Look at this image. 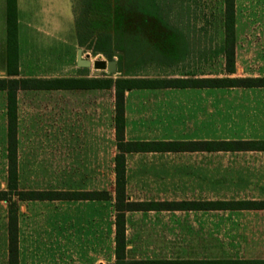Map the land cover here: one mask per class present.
Listing matches in <instances>:
<instances>
[{
	"label": "rangeland",
	"instance_id": "rangeland-1",
	"mask_svg": "<svg viewBox=\"0 0 264 264\" xmlns=\"http://www.w3.org/2000/svg\"><path fill=\"white\" fill-rule=\"evenodd\" d=\"M74 4L83 30V54L93 62L101 58L118 63V71L110 73L92 62L93 72L85 70L92 77L264 76V0H235L234 74L226 73L222 53L224 0H74ZM95 27L111 29L112 56L94 51ZM141 51L145 52L139 55ZM6 76L7 70L0 71V77ZM113 89L104 92L103 145L88 114L76 121L72 135L63 130V121L59 124L47 113L21 124L19 118L20 189L114 193L117 150L109 116ZM137 89L141 88L127 95L133 121L129 138L264 137V87ZM6 98V91L0 90V189L7 185ZM35 106L49 109L48 101ZM136 113L140 128L135 125ZM143 160L160 164L147 169L146 183L130 192L171 199L264 196V151L139 152L128 156L130 169ZM114 202V198L19 201L20 264H116ZM7 212L8 202L0 201V264L8 261ZM126 219L130 259L264 258L262 211H134L126 213Z\"/></svg>",
	"mask_w": 264,
	"mask_h": 264
},
{
	"label": "trees",
	"instance_id": "trees-1",
	"mask_svg": "<svg viewBox=\"0 0 264 264\" xmlns=\"http://www.w3.org/2000/svg\"><path fill=\"white\" fill-rule=\"evenodd\" d=\"M235 0H224V43L222 53L227 74L236 72V20ZM8 20V76L0 77V90L7 93V158L8 175L5 189H0V200L8 202L7 264H20L19 248V204L21 200H115V255L116 264H264L263 258H216V259H130L127 256L126 213L149 210H200V209H264L263 200H215V201H132L127 194V153L146 151H241L264 150V139H216L199 141L181 140H126L125 97L126 91L135 88H187V87H264V76L260 77H171L145 79L110 75L106 77H81L68 79L18 78L17 75V25L16 0H7ZM78 17V28L83 40V30ZM97 28V27H95ZM96 30L94 51L112 56L113 33L109 27ZM93 35V34H92ZM93 37V36H92ZM128 43V42H127ZM130 42L127 47L131 49ZM105 88L115 91L114 125L117 153L114 157V193L103 190H22L19 187L18 169V116L17 92L19 89L53 88Z\"/></svg>",
	"mask_w": 264,
	"mask_h": 264
},
{
	"label": "crops",
	"instance_id": "crops-1",
	"mask_svg": "<svg viewBox=\"0 0 264 264\" xmlns=\"http://www.w3.org/2000/svg\"><path fill=\"white\" fill-rule=\"evenodd\" d=\"M16 25H17V77L18 78H39V79H68V78H93L90 74H85V70L93 72L92 67H81L77 64V52L82 47V37L78 28V14L75 9L74 0H16ZM96 35V34H95ZM143 38V37H142ZM145 38V37H144ZM146 51V50H145ZM144 51V52H145ZM144 52H139L142 55ZM8 70V20H7V0H0V71ZM8 72V71H7ZM99 78L97 75L95 76ZM147 88H141L142 90ZM105 88H53V89H19L17 92V116L20 124L23 119L38 120L41 115L48 114L54 121L62 124L66 134H73L77 129V120L83 121L87 114L93 116L92 130L97 129L102 136L101 144H104L105 127ZM43 91L62 92L63 95L43 96V95H20V92ZM134 89L126 91L125 97V117L126 140L151 141L148 138H129V131L133 127V121L129 117V102L127 95ZM113 105L110 112V123L112 125L113 137L116 140L114 125L115 115V91L113 89ZM48 101L49 109L46 111L42 107ZM35 106V107H34ZM6 120H7V98H6ZM20 115V117H19ZM136 128H140L139 113L134 114ZM89 117V116H88ZM8 135V120L6 121ZM19 123V122H18ZM96 126V128H94ZM57 128V127H56ZM96 130V131H97ZM230 139V138H227ZM231 139H264L263 138H231ZM19 126H18V169H19ZM159 140V139H154ZM165 141H199L216 140L211 137L204 138H182V139H161ZM7 143V139H6ZM117 150V146L115 143ZM202 152H214V150H196ZM241 151H264V150H241ZM147 152V151H146ZM151 152V151H150ZM153 152V151H152ZM171 152V151H167ZM179 152V151H178ZM187 152V151H183ZM193 152V151H191ZM117 153V152H116ZM127 153V194L132 201H215V200H263L262 197L253 198H164L148 197L140 195L138 192L129 191V188H136V185L146 183L148 177L147 169H154L160 162L157 161H137L130 169ZM116 155V154H115ZM6 159L7 145H6ZM169 164V163H163ZM185 167H188L186 165ZM154 172V171H153ZM8 175V171H7ZM6 188V186H5ZM1 188V189H5ZM4 201V200H0ZM262 211L264 209H200V210H173V211ZM156 211V210H149ZM172 211V210H161ZM134 212V211H128ZM8 215V212H7ZM8 234V233H7ZM264 259V258H263Z\"/></svg>",
	"mask_w": 264,
	"mask_h": 264
},
{
	"label": "water",
	"instance_id": "water-1",
	"mask_svg": "<svg viewBox=\"0 0 264 264\" xmlns=\"http://www.w3.org/2000/svg\"><path fill=\"white\" fill-rule=\"evenodd\" d=\"M92 60L89 54L86 56L83 54L82 49L80 48L77 52V64L81 67H90L92 66ZM93 65L97 69L107 70L110 73H116L118 71V63L116 59L104 60L98 59L93 62Z\"/></svg>",
	"mask_w": 264,
	"mask_h": 264
}]
</instances>
